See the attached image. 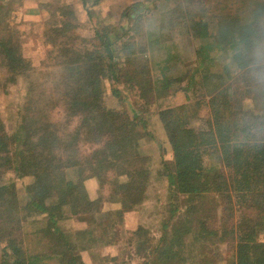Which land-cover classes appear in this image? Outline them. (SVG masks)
<instances>
[{"label":"trees","instance_id":"trees-1","mask_svg":"<svg viewBox=\"0 0 264 264\" xmlns=\"http://www.w3.org/2000/svg\"><path fill=\"white\" fill-rule=\"evenodd\" d=\"M80 1L90 13L102 0ZM155 1L132 14L125 8L117 28L82 39L65 9V20L46 30L55 75L47 84V74L22 54L13 11L0 0V66L9 74L6 87L16 88L21 100L10 127L0 111V264H75L74 257L92 250L91 242L110 244L114 226L132 213L139 221L130 247L146 252L141 264H196V257L198 264H212L222 246L229 248L231 264H264V107L246 105L250 86L236 85L264 71V0H175L168 14L177 11V19L167 23L181 22L199 42V70L181 89L176 85L184 76L163 69L155 78L144 46L128 38L139 31L131 18L138 23ZM205 1L215 10L210 20L196 18L193 8ZM238 54L246 63L235 59ZM179 90H193L195 100L174 107L170 99ZM159 96L157 114L172 159L153 171L141 148L151 136L148 113L141 112L153 111ZM54 107L61 112L58 121L51 117ZM204 110L206 128H199ZM211 155L221 163L213 171L206 170ZM156 174L166 177V206L158 194L148 200ZM28 219L35 231L26 230ZM68 219L83 221L82 228H66ZM32 235L44 240L41 249H30ZM129 253L83 255L94 258L90 264H140L125 258Z\"/></svg>","mask_w":264,"mask_h":264},{"label":"rangeland","instance_id":"rangeland-1","mask_svg":"<svg viewBox=\"0 0 264 264\" xmlns=\"http://www.w3.org/2000/svg\"><path fill=\"white\" fill-rule=\"evenodd\" d=\"M145 1L147 0H102L99 5L90 8V13H88V10L83 7L80 0H6L5 3H8L7 5L11 11H13L10 14V19L16 25L15 37L18 39V46H21L22 54L28 62H30L32 68L39 71L41 70V72L47 74L46 76H43L42 79L43 82H47L48 78L52 77L54 73H52L51 70L52 60L49 55H47L49 38H47L48 34L46 33V30L51 33V30H48L49 28H52V26L54 27L58 20H65L61 18L65 9L72 13L69 20H72V23L76 27L74 28V33L82 39L93 37L97 30L104 32L114 27L117 28L116 24L125 8L130 7L128 14H132L136 12L139 7H143ZM207 3L208 2L206 1L203 2V4L199 3L196 7L193 5L194 10L197 12L196 18L203 20L211 19L212 13L215 10L212 3H209V5ZM175 8V0H157L147 4L146 9L151 10V12H147V10L144 11L138 23H136L135 19H132L135 18V16L131 18L130 25H134L136 28L139 27V31L135 29L136 31H132L128 38L133 39V42L139 43L142 47L144 46L148 57V64L150 65L152 69L151 72L155 78L161 75L163 69L165 72L167 70V73L173 77L184 76V81L176 85L177 89H181L188 84L189 78L199 67V62L197 61V55L195 53L199 42L195 40L192 35L186 34L181 22L174 20L171 24L167 23V21L170 22L171 16L172 19H177V11L174 15L168 14L169 11ZM48 21L49 24H47ZM80 41L81 40H79V42ZM261 48L264 49V45ZM169 59H172L173 64L169 63ZM235 59H240L243 63H246L245 58L241 54L236 55ZM237 64L240 63H229L231 71H228L226 74L233 75L234 68L232 65L236 66ZM222 65L223 64H221V66ZM8 75L6 67L0 66V111L4 122L10 127L12 123L14 124L16 118L15 114L17 115V113H20L18 107L21 100L16 98L18 95L16 88H13L12 86V89L11 87H6V80H4V78ZM102 76L105 77L104 72H102ZM239 81L240 82L236 85H240V89L244 90L250 86L252 91L248 96L249 98L246 101V105L256 109L264 107V96L262 93L258 92L256 88V86L259 87L260 84L262 85L264 83V71L253 72L252 78L248 79V81H246V79H240ZM47 84H49V82H47ZM120 86L123 85L120 84ZM120 86H117V88ZM108 89L111 91L110 86H108ZM179 91L180 92H178L176 96L170 99V102L176 104L174 107L180 104L189 103L196 98L192 92L193 90H190L187 93H185L184 90ZM121 98L123 99V95ZM132 100H134V98L131 94L129 101ZM155 102L156 103L151 104L154 106L153 111L149 110L147 112H141L148 113L147 115H144V118L147 121V130L151 133L150 138L142 142L141 148L146 155L151 157L150 164L154 167L152 168L153 171H157V167L162 166L161 162L163 163L164 161L172 159V148L163 124L157 114L159 104L161 103V97H155ZM168 104L169 103H165V105ZM50 111L52 112L51 117L53 116V118L58 121L61 117L60 110H58L57 107H54L51 108ZM200 115L201 118L197 120L196 126L199 128H206L208 113L204 110L200 111ZM86 147L89 146H84L83 148ZM220 164L217 155H211L206 158V170L213 171L215 167H220ZM162 172H164V169ZM157 174L151 176V184L148 187V192L152 193L151 196L148 197V200L149 198L155 200L156 194H158L159 197L157 198H159L160 202L166 206L169 202V194L165 188L166 177ZM17 184L19 187L21 184L20 181H18ZM214 195H216L215 198L217 201V194L214 193ZM111 207L112 206H110V208ZM132 214L133 215L129 216L125 222H120L114 226L112 233L110 234V237L113 236V240L110 244L99 247L94 241H90L91 245L88 248H92V250H86L94 255V257L98 254H102L101 256L109 259V257L115 256L121 248H130V253L125 258L130 256V259L138 260L141 264L142 258L146 252L137 250V247L135 246L132 248L130 247V242L134 239L133 225L136 221H139V216L136 213ZM166 215L167 214L165 213V216ZM30 223V219L24 223V225L29 224L26 227V230L35 231L36 225ZM83 223V221L76 219H68V221H64L63 224L66 228L74 227L76 231L77 228H82ZM159 234V232H156L154 235L158 236ZM28 242L31 245V250L41 249V247L44 246V240H40L39 236L36 235L29 236ZM220 250L221 252H219L217 258L212 264H231L229 248L222 246ZM87 251L82 252V257H74L77 258L74 263L90 264L94 258L92 256L83 255ZM194 260L198 261L196 264L199 263V258L196 257Z\"/></svg>","mask_w":264,"mask_h":264}]
</instances>
